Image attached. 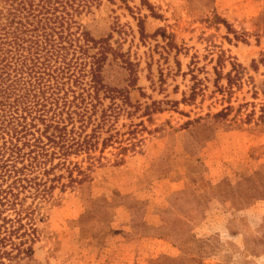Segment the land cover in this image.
<instances>
[{
  "label": "rangeland",
  "instance_id": "1",
  "mask_svg": "<svg viewBox=\"0 0 264 264\" xmlns=\"http://www.w3.org/2000/svg\"><path fill=\"white\" fill-rule=\"evenodd\" d=\"M79 22L114 52L75 132L94 159L49 178L89 177L26 200L33 253L6 264H264V0H95Z\"/></svg>",
  "mask_w": 264,
  "mask_h": 264
},
{
  "label": "trees",
  "instance_id": "2",
  "mask_svg": "<svg viewBox=\"0 0 264 264\" xmlns=\"http://www.w3.org/2000/svg\"><path fill=\"white\" fill-rule=\"evenodd\" d=\"M94 1L0 0V264L33 253L34 210L26 200L60 183L62 175H49L71 154L94 159L91 135L75 132L105 90L103 66L114 53L107 38L95 39L79 22ZM91 165L67 168L61 191L86 181Z\"/></svg>",
  "mask_w": 264,
  "mask_h": 264
}]
</instances>
